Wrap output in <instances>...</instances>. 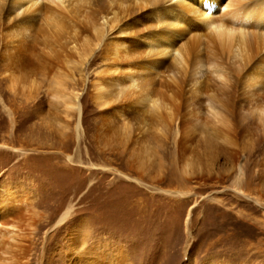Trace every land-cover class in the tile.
<instances>
[{"label": "rangeland", "instance_id": "rangeland-1", "mask_svg": "<svg viewBox=\"0 0 264 264\" xmlns=\"http://www.w3.org/2000/svg\"><path fill=\"white\" fill-rule=\"evenodd\" d=\"M28 1L0 6V221L17 226L19 259L264 264V21H239L251 44L263 32L246 51L201 30L184 71L143 37L168 39L180 15L204 26L177 0H65L52 51L30 35L56 30L48 2ZM20 23L30 37L12 32ZM16 50L32 63L7 60ZM142 68L137 88L115 82Z\"/></svg>", "mask_w": 264, "mask_h": 264}, {"label": "bare ground", "instance_id": "bare-ground-1", "mask_svg": "<svg viewBox=\"0 0 264 264\" xmlns=\"http://www.w3.org/2000/svg\"><path fill=\"white\" fill-rule=\"evenodd\" d=\"M25 1L27 2L28 0H12V3H11L12 10H17V8L20 9ZM160 1H164V0H155V4L159 3ZM3 2H4V0H0V6L2 5ZM30 2H31V0H30ZM47 2H48V4H45L44 7L48 11H50L51 17L49 19L52 21L51 23H48V24L53 25L56 28V30H53L52 28H50L48 26L39 27L38 29H37V27H34L33 28L34 32L33 33L31 32L30 35H32L34 37L36 36V38L41 37L40 39H42V41H43L42 43L45 45V47H48L49 51H52V49L54 47H52L53 42H51V41H52V38L56 34H58L59 27H60V25H59L60 22L58 20H56V17L59 15L61 10L65 9V6H64L65 0H47ZM37 3H38V0H33L31 5H37ZM177 3L179 5L178 8H180L181 13L184 11H187V10H191V11L194 10L199 15V19L204 24V26L203 27L202 26L190 27L188 24H184V26L181 27L180 25L183 22V17L180 15L178 17L179 19L178 18L176 19L175 24L174 23L171 24L172 26L170 27V30H169L168 39L163 35V33H161V35H159V36L154 35L152 37H147V36L142 35L145 38V40L148 42V46L150 48L149 55H156V56H159V58H161V57L166 58L167 56H170L171 60H172L173 67L175 66L178 68V65L179 66L181 65L180 67H182V69H184V71H185V69H186L185 65L188 64V55L190 54L188 44H194L197 47H199L201 45V42H200L201 33H200V31L201 30L203 31L205 29H208V33L206 34V37L211 38V41H216L218 39L220 42L225 43L226 41L232 40L236 36L239 37L240 44L238 47L241 50L246 51L252 47H255L257 49V47L260 45V39H261V37H263V32H258L256 34L254 43L251 44V43H249V40H250L249 35L254 34V31H253L254 28L252 26H249V25L244 26L243 24H240L239 21H246L247 22V21L253 20V18L257 22L264 21V0H254L251 2L250 6H248V4L238 5L237 4L238 0H177ZM246 5H247V7H246ZM221 7H223L225 10L223 15L229 14L230 20L223 21L222 19L216 17V15L218 13H220ZM56 13H58V15H55ZM61 13L63 14V12H61ZM161 22L167 23V21L164 19H161ZM16 26H17V28H16L17 30H15V31L11 30V31L13 33H16L17 35H19V34L27 35V34H25V32L27 30L31 29V27H29V25H27L25 23H20L19 25H16ZM171 29H174L176 32H171L172 31ZM96 31H98V30H96ZM99 31H100V29H99ZM162 32H164V31H162ZM104 33H105V30H103L102 34H104ZM180 35L185 37V39L177 46L176 44H174L175 43L174 41H177L176 39ZM28 37H30V36H28ZM70 39L71 38H69V40ZM24 45H26V44H24ZM125 49L126 48H124L123 51H125L124 53L126 55L128 54V52L131 55L139 53V52H136L135 50H129L126 52ZM53 50H57V49H53ZM119 50H120V47H118V45H117L116 47L114 46L109 51L118 57V55L120 54ZM40 51H41V49H40ZM15 52H17V50ZM18 52L17 53L12 52L13 54L10 53V55L7 56V58H8L7 60H10L12 63H15L16 65L21 64L22 66L23 65H29L32 63L30 57L28 58L27 56L23 55V53L20 54ZM44 53H46V52H44ZM140 53H141L140 55H135L136 58L137 57L138 58L143 57L142 52H140ZM43 54L39 53V55H41V56H44ZM47 55H50V54H47ZM195 57H197V56H195ZM44 58H46V55ZM120 59H122V58H120ZM135 62H137V61H135ZM6 63H9V62H6ZM38 63H39V61H38ZM180 67H179V69H180ZM125 68L128 69L129 66H126ZM130 68H132V67H130ZM140 70H141V74L140 73L135 74L132 72H128L129 70L124 71L120 75V76H122L121 79L117 78L115 80V82L123 85V87H131V88L136 87L137 88V86H139L143 82L145 77H148V76L151 77L152 76L151 72H150L151 74L150 73H148V74L142 73V72L146 71L145 68H142ZM186 70H188V68ZM257 73L259 74L260 72L257 71ZM16 74H13L14 75L13 77L15 79L17 78L15 76ZM258 78H259L258 75L255 77H252L251 81L253 79H255V81H256ZM196 83H197V80L194 81V84H196ZM151 101H152V99H151ZM154 108H156V107H154ZM76 109L78 112L80 111L79 106H77ZM67 111H65V112H67ZM72 114H73V112H72ZM79 124L80 123L78 121V125ZM70 210H71V207L69 206L65 210V212L62 214L59 221L64 220L68 216ZM16 228H17V226L14 223L7 224L4 221H0V233H1V237H0V264H24V262L21 261L19 259V257L25 258L27 253H18V251H17V249L20 248V245H19L17 238H16V233L18 232V229H16Z\"/></svg>", "mask_w": 264, "mask_h": 264}]
</instances>
